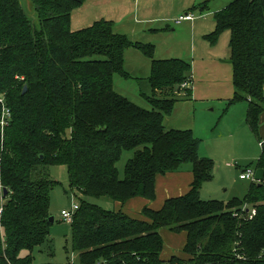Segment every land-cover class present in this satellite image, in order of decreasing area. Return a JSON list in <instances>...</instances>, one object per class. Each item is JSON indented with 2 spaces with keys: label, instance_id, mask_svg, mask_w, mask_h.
<instances>
[{
  "label": "trees",
  "instance_id": "16d2710c",
  "mask_svg": "<svg viewBox=\"0 0 264 264\" xmlns=\"http://www.w3.org/2000/svg\"><path fill=\"white\" fill-rule=\"evenodd\" d=\"M85 1L31 0V17L21 0H0V93L12 112L9 124L0 125V264H63L35 263L33 255L50 234V192L58 182L45 166L55 164L67 166L71 188L84 196L70 223L78 264H264V143L249 165L258 181L243 198L202 199L213 161L200 156L192 129L164 125L182 83L192 82L191 62L155 59L154 44L115 33L108 20L73 30V10ZM208 7L207 1L199 9ZM214 20L209 42L230 31L235 91L229 103L249 102L247 123L259 137L264 0H230ZM131 46L152 59L150 108L114 89L116 75L130 76L124 63ZM184 90L191 95V87ZM125 151L133 156L121 173L117 163ZM186 163L194 175L190 190L160 209L144 206L141 218L89 201L154 200L157 177ZM163 229L185 232L183 255L163 256Z\"/></svg>",
  "mask_w": 264,
  "mask_h": 264
},
{
  "label": "crops",
  "instance_id": "0c3cea01",
  "mask_svg": "<svg viewBox=\"0 0 264 264\" xmlns=\"http://www.w3.org/2000/svg\"><path fill=\"white\" fill-rule=\"evenodd\" d=\"M207 1L209 7L201 11L199 7ZM229 3V0H203L201 3L198 0H86L73 10L71 27L73 30H79L91 26L96 21L108 20L112 22L115 33L125 34L134 42L154 44L155 59L182 58L191 62V95L186 96L184 88L177 92L179 99L172 112L164 118L166 129H192L195 136L202 141L204 134L213 129L209 123L211 116L208 111L217 107L219 113H222L220 124L224 125V130L225 125L233 123L238 127L237 132L232 134L241 133L240 138L249 140L252 136L255 137L247 123L249 102L240 100L229 103L235 91L233 68L230 63V31L223 32L215 44L206 38L215 30L214 13ZM187 13L193 14L194 18L176 22L178 17ZM124 67L130 76L119 75L124 80L115 76L114 89L129 98L137 96L136 92L130 91L129 86L132 83L138 84L143 87L139 89V94L141 92L146 103L145 96L153 92L149 81L152 59L140 49L131 46L125 50ZM158 95H161V91H158ZM258 144L260 145V140ZM243 169L244 167L240 168V172ZM255 172L258 178L259 173ZM193 179L191 168L187 169L185 174L175 171L159 175L156 180V197L150 204L149 200L143 197L134 198L126 204L138 201V206H142V209L146 205L160 209L166 199L187 193ZM159 189L163 194L159 193ZM240 196L233 195L229 200L234 197L243 198ZM115 206L116 209L123 210V205L116 203Z\"/></svg>",
  "mask_w": 264,
  "mask_h": 264
},
{
  "label": "rangeland",
  "instance_id": "374dc122",
  "mask_svg": "<svg viewBox=\"0 0 264 264\" xmlns=\"http://www.w3.org/2000/svg\"><path fill=\"white\" fill-rule=\"evenodd\" d=\"M199 3L203 0H198ZM230 1V0H229ZM21 3L27 13L33 17L35 8L31 0H21ZM120 78L119 75H116ZM124 80L123 78H120ZM131 92H136L137 96L129 97L135 103L150 108V105L144 102V99L139 94V89H143L138 84L132 83L130 86ZM120 89V88H118ZM144 92V90H142ZM149 93V92H148ZM208 111L211 116L209 123L213 129L204 134L201 141L199 154L201 157L208 158L213 161V178L207 180L202 185L201 198L204 200L218 199L228 201L233 195H241L242 197L248 190L251 179H240V168H245L248 165H253L259 158L262 148L258 144L259 140H264V112L261 115L259 123L260 136L254 134L249 140L240 138L237 132V125L229 123L224 125L222 121V113H219L218 108ZM220 124V125H219ZM262 131V133H261ZM205 133V132H204ZM133 156V151H125L121 160L117 163L121 173L124 171L127 160ZM238 163V166H230L229 164ZM191 164L186 163L178 172H185L190 170ZM45 172L53 180L58 183L51 190L50 213L55 220L51 223L50 234L47 240L34 249L35 263H63L69 262L79 263V254L73 249L72 243V229L71 224L63 219L62 210H71L74 204L80 202L84 197L82 192L77 189H72L70 186V179L67 166L64 164H55L45 166ZM178 185L181 184L178 182ZM180 189V188H179ZM159 189V193L163 192ZM174 191V190H173ZM237 193V194H236ZM244 197V196H243ZM89 201L98 204L105 209H116L115 202L107 197H91ZM138 201L123 205V210L135 217H142L140 214L142 206H138ZM152 201L149 200L148 204ZM150 206V205H149ZM122 207V206H121ZM122 209V208H118ZM165 245L163 249V256L169 257L172 254H183V247L186 243V234L184 232L173 233L167 229L162 230Z\"/></svg>",
  "mask_w": 264,
  "mask_h": 264
},
{
  "label": "built area",
  "instance_id": "2783aa9c",
  "mask_svg": "<svg viewBox=\"0 0 264 264\" xmlns=\"http://www.w3.org/2000/svg\"><path fill=\"white\" fill-rule=\"evenodd\" d=\"M193 14H184L176 19L177 23H180L182 20H190L193 19ZM191 86V82L185 81L182 83L183 88H187ZM0 104L2 106L1 109V117H0V125L1 127H5L7 124H9L11 117H12V112L7 106V101L4 93H0ZM264 141H260L261 147L263 146ZM0 174H1V161H0ZM240 178L241 179H251L252 182L258 181V178L256 176V172L252 167H246L240 172ZM79 208V204H74L73 208L71 210H62V216L63 219L71 223L73 221V217L77 209ZM255 210H253V214H255ZM3 213V206H0V218L2 217ZM0 227H2L1 221H0ZM73 264V262H72Z\"/></svg>",
  "mask_w": 264,
  "mask_h": 264
},
{
  "label": "water",
  "instance_id": "95a60500",
  "mask_svg": "<svg viewBox=\"0 0 264 264\" xmlns=\"http://www.w3.org/2000/svg\"><path fill=\"white\" fill-rule=\"evenodd\" d=\"M26 90H27V85L24 86L23 93H25ZM41 157L43 158V156H41ZM5 193H7V190H5ZM54 220H55V218L52 215L48 219V221L51 222V223L54 222Z\"/></svg>",
  "mask_w": 264,
  "mask_h": 264
}]
</instances>
